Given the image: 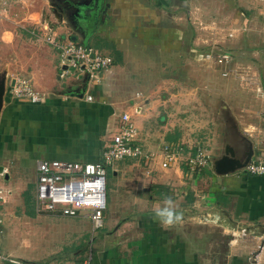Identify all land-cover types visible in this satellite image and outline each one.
Wrapping results in <instances>:
<instances>
[{"label":"crops","instance_id":"1","mask_svg":"<svg viewBox=\"0 0 264 264\" xmlns=\"http://www.w3.org/2000/svg\"><path fill=\"white\" fill-rule=\"evenodd\" d=\"M10 1L3 0V11ZM111 2L108 8L110 11L103 15L102 21L97 22L91 36L85 34L82 38L77 37L78 34L74 36L76 33L71 35L70 28L61 17H45L47 6L42 9V35L52 31L56 37L61 35L67 40L75 38L78 42L98 50L93 42L97 41L106 51L114 52L106 54L112 58V65L102 70L97 78L90 80L87 73L71 70L61 76L65 66H62L59 57H55L49 50L27 49L22 53L12 52L18 65L15 64L13 69L9 67L3 70L7 75V82L16 77H25L42 98L33 102L27 98L12 97L7 89L0 114V166L5 170L0 178V186L4 187V183L5 187L12 191V168L15 165L30 163L36 171L37 162L44 159L101 161L102 151L117 128L119 116L126 112L132 117L131 110L134 109L133 112L139 114L135 122L138 127L136 142L147 153H154V156L124 158L112 165L123 167L122 165L129 162H136V166L140 167H136V220L131 223L130 218H125L122 224L117 223L114 230L112 228V231L109 230L98 240L92 239L91 245L93 246L94 242L96 249L84 255L81 247L83 239L80 241V238L84 232L87 233L91 229L85 222L89 219L82 215L65 216L42 211L34 194L35 207L28 213V207L25 206L19 216L20 235L15 237L8 234L5 237V246L0 250V257L18 260L19 264H264V174L252 175L245 170L216 174L212 169L206 168L191 171L183 161L162 169L159 155L161 148H145L142 141L146 134L151 135L147 123L157 115L154 106H160L162 103L148 96L140 101L142 91L128 95L129 103H126L128 96L124 90L130 89L135 78L131 79L127 75L120 78L118 75L129 56L138 58L142 54L151 58L159 54L172 57L173 53L186 56V52L189 58L196 56L195 49L185 51L182 48V27L189 25L190 17L186 13H189L191 8L206 13L210 5L208 0ZM256 2L246 0L245 4L244 0L218 1L214 11L225 13L223 20H227L226 26L233 30L230 37H242L249 32V13L255 10ZM106 18H109L108 24L101 27ZM98 30L99 36L96 33ZM99 39H105L107 44L104 45ZM38 42L46 43L43 36L38 38ZM119 51L121 55H117ZM257 80L258 86L264 89L261 77L258 76ZM149 88L154 89L151 86ZM222 92V89H218V94L222 95ZM88 94L92 96V100L86 98ZM134 99L136 103L132 104ZM163 101L166 102L167 108L175 105V102L169 99ZM247 103H250V100ZM255 103L258 104L251 102V105L254 106ZM261 111V115H258L254 109H247L244 118L237 116V124L229 125V136L242 137L247 141L245 134L252 130H255L253 132L256 134L264 133V109ZM243 123L240 130V124L242 126ZM164 140L167 141L164 146L183 143L178 140L177 133L165 135ZM194 146L188 149L183 143L184 153L193 151ZM236 154L239 156L237 150ZM139 161L144 163L139 165ZM146 166L147 169H143ZM112 172L116 176L118 169ZM155 184L164 185L170 195L162 197L156 194L152 189ZM11 191L4 192L3 201L0 200L3 206L2 212L0 211V225L4 223L6 226V219L11 215L4 208L12 198ZM173 191L180 193L179 197L182 198H175L178 207L174 208L179 219L171 225H166L156 216V211L165 207L166 197H171L175 202ZM182 207L187 209L185 215L176 211L177 208L183 209ZM188 211L198 218L197 224L216 231L217 235H214L217 239H206L203 233H195L194 237H189L187 224L191 222L187 216ZM224 212L241 227L230 229L229 224H218L217 221L222 219ZM47 217L51 220L65 219L69 226L55 231L54 235L57 234L58 238L48 242L45 248L40 239L42 233L45 234L44 224L40 222ZM35 222L36 225L31 224ZM129 226H132V232L127 231L128 228L130 230ZM75 241H78L76 246L71 247H78L75 254L71 255L73 251L64 254L63 251L69 249ZM18 247L24 249L25 256L15 255ZM0 264L16 263L0 260Z\"/></svg>","mask_w":264,"mask_h":264},{"label":"rangeland","instance_id":"2","mask_svg":"<svg viewBox=\"0 0 264 264\" xmlns=\"http://www.w3.org/2000/svg\"><path fill=\"white\" fill-rule=\"evenodd\" d=\"M218 1L208 0L210 5L204 14L200 13L198 9L192 10V8V11L189 10V13H186L190 20L189 25L182 27L184 30L182 48L185 51L190 48L195 49L197 51L196 56L189 58L187 52L186 56L184 54L180 56L179 53H173L172 57L166 55L169 59L159 54L151 58H146L142 54L138 58L129 56L124 67L120 69L122 70L118 74L120 78L126 75L131 79L135 78L130 89H125L126 93L123 91L126 96H130L136 91H142L143 96L139 99L140 101L143 97L148 96L158 99L162 103L160 106L159 104L154 106L153 109L157 115L147 123V126L150 127L147 129L150 130L151 135L146 134V137H142L145 148L149 147L150 149V146L162 148L167 142L164 140L165 135L177 133L178 140L185 143L188 149L194 145H201L210 160L223 153L225 144L232 145L240 156L248 150V142L245 139L229 136V125L237 124L235 120L237 116L244 118L243 115L247 113V109H254L258 115H261L260 112L264 109V89L259 87L257 83L258 76L264 83V0H256L255 10H248L250 11L251 26L249 32L242 37L229 36V34L233 35V30L228 29L227 20H223L225 13L214 11ZM244 3L246 4V0ZM245 4L243 5L245 6ZM46 6V0H11L7 6L5 5L3 11V0H0V73L5 72L4 69H9V67L13 69L18 65L17 59L12 56L13 51L22 53L27 49L29 51L49 50L55 57H58V52L53 45L47 42V44L38 42V38L43 36L40 27L43 24L42 9ZM209 8H211L210 11ZM108 21L109 18H106L101 23V27L108 24ZM141 21L142 19L139 22ZM106 29L104 30L106 31ZM96 33L99 36V30ZM48 34L52 38L67 40L61 35H57L60 38L56 37L52 31ZM71 40L78 42L75 38ZM101 41L104 45L107 44L105 39ZM93 42L101 53H114L113 51H106L99 42ZM158 49L162 51L159 47ZM225 50L229 52H224ZM160 51L158 52L160 53ZM222 53L228 54V60L221 63L217 62V56L222 55ZM207 54H210L209 57ZM117 55H121V52L119 51ZM148 86L154 87V89L152 90ZM218 89H222V95L218 94ZM129 96L126 98V103H129ZM165 99L175 102V105L167 108L166 102L163 101ZM249 100L250 103H247ZM251 102L258 104L255 103L253 106ZM133 103H136L135 99L132 101ZM133 110H131V118H133L131 120L132 122L134 120L133 123H135L139 114ZM244 123L242 126L240 124V130H242L241 127L243 128ZM135 127L138 131L136 123ZM116 130L117 128L114 129L113 133ZM253 131L255 130L245 134L247 139L251 141L253 148L250 161L258 158L264 160V133L256 134ZM194 147L196 148V146ZM140 163L143 164L144 162L139 161L138 164L140 165ZM18 166L15 165L12 168V191L2 183L4 192L11 191L12 198L5 205L3 202L4 208L11 215H8L6 219V226L4 223L0 225V250L5 246L4 240L8 234L15 237L20 235L21 220L19 216L22 210L26 208L25 206L28 207V210L26 209L28 213L35 207L33 200L34 194L36 196L37 173L32 167L33 164L25 163ZM122 166L117 167L114 164L106 173V208L103 211V225L94 230L90 221L85 220L86 225L91 229L87 233L84 232L80 238V241L83 239L81 247L82 251L84 250V255L95 251L96 245L94 242L93 246L91 245L92 239L98 240L109 230L112 231V228L114 230L117 223L122 224L125 218H130L131 223L136 220V162L134 164L129 162ZM116 168L118 172L115 176L112 171ZM144 168L147 169V166ZM208 168L211 169V163L206 166V169ZM242 170L244 169L239 171ZM179 194L173 191L174 199H182ZM173 204L174 207H178L176 199ZM182 208L181 210L177 208L176 211L185 215L187 209ZM2 209L3 206L0 204V211ZM41 210L43 211V209ZM80 215L87 217L84 213ZM187 216L191 222V224H187L189 237H194L195 233H203L206 235V239L212 237L217 239L216 231H212L206 226L203 227L202 224H197L198 218L191 215L190 212ZM40 223L44 224L45 234L42 233L40 239L45 248H47L48 242L58 238L57 234L54 235L55 231L69 226L65 219L51 220L50 217ZM31 224L36 225L37 223ZM129 227L130 230L128 228L127 231L132 232V226ZM182 230L185 232L184 228ZM77 242L75 241V244L70 245L69 249L63 253L73 251L71 255L75 254L78 247L73 249L71 247H75ZM8 244L10 245L11 242ZM15 255L25 256L24 249L18 247V252Z\"/></svg>","mask_w":264,"mask_h":264},{"label":"built area","instance_id":"3","mask_svg":"<svg viewBox=\"0 0 264 264\" xmlns=\"http://www.w3.org/2000/svg\"><path fill=\"white\" fill-rule=\"evenodd\" d=\"M229 36H232L229 34ZM44 40L53 45L58 52L59 61L65 66L61 76L68 71L85 72L89 79L97 78L98 74L112 65V58L103 54L92 46L84 45L72 40L52 38L48 33ZM210 54H207L209 57ZM227 53L218 55L217 62L227 61ZM10 95L16 98H27L33 102L41 100L42 95L33 89L25 77H16L9 89ZM92 100V96H86ZM137 129L128 113H122L118 118L117 130L111 135L108 144L102 151L101 161L81 162L66 160H39L36 166V200L38 206L48 212L65 216L85 214L94 230L103 225V211L106 208V168L115 161L124 158L145 156L153 157L154 153H147L137 141ZM146 152V153H145ZM160 167L170 168L180 161L185 162L189 170L196 171L211 163L208 154L201 146L194 151L184 153L183 143L165 145L161 148ZM244 170L252 175L264 174V160L262 158L249 161ZM4 168L0 170V178L4 175ZM4 189L0 186V199ZM10 263L19 264L20 261L0 257ZM87 264V263H84Z\"/></svg>","mask_w":264,"mask_h":264},{"label":"flooded vegetation","instance_id":"4","mask_svg":"<svg viewBox=\"0 0 264 264\" xmlns=\"http://www.w3.org/2000/svg\"><path fill=\"white\" fill-rule=\"evenodd\" d=\"M47 13L64 19L71 30V35L83 37L85 34L91 36L96 24L103 20L111 6L110 0H46ZM98 22V23H97ZM76 31V32H75Z\"/></svg>","mask_w":264,"mask_h":264},{"label":"water","instance_id":"5","mask_svg":"<svg viewBox=\"0 0 264 264\" xmlns=\"http://www.w3.org/2000/svg\"><path fill=\"white\" fill-rule=\"evenodd\" d=\"M13 83L14 79H11L9 83L7 82V75L5 72L0 73V114L5 101V96L7 94V89ZM247 142L248 150L244 151V154L242 156H238L236 154V150L232 145L225 144L223 153L219 157L211 160V169L216 174H228L240 169H244L253 155L252 143L248 139ZM1 169L2 167L0 166V170ZM217 223L223 226H227L229 224L228 226L230 227V229L236 228V226L241 227L236 223V221L230 219L226 212H224V216L221 220L217 221Z\"/></svg>","mask_w":264,"mask_h":264},{"label":"clouds","instance_id":"6","mask_svg":"<svg viewBox=\"0 0 264 264\" xmlns=\"http://www.w3.org/2000/svg\"><path fill=\"white\" fill-rule=\"evenodd\" d=\"M165 207L157 209L156 216L166 225H171L179 216L175 212L174 204L171 197H166L164 201Z\"/></svg>","mask_w":264,"mask_h":264},{"label":"trees","instance_id":"7","mask_svg":"<svg viewBox=\"0 0 264 264\" xmlns=\"http://www.w3.org/2000/svg\"><path fill=\"white\" fill-rule=\"evenodd\" d=\"M85 45H87V44H85ZM88 46H90V45H88ZM228 51V50H227ZM229 52V51H228ZM136 143H138V142H136ZM139 144V143H138ZM206 167H203L202 169H200V170H203V169H205ZM110 169V166H108L107 168H106V172L108 171ZM208 169H210V168H208ZM152 189H154L155 190V192H156V194L158 193V194H160V195H162V197H164V195L166 196H168V194H170L169 193V191H168V189L164 186V185H157V184H155V185H153L152 186ZM103 214H104V212H103Z\"/></svg>","mask_w":264,"mask_h":264}]
</instances>
